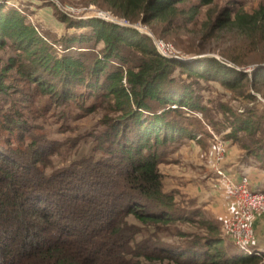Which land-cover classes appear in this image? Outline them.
<instances>
[{
  "label": "trees",
  "instance_id": "obj_1",
  "mask_svg": "<svg viewBox=\"0 0 264 264\" xmlns=\"http://www.w3.org/2000/svg\"><path fill=\"white\" fill-rule=\"evenodd\" d=\"M83 1L131 23L171 25L187 0ZM215 1L197 0L188 19ZM56 16L67 31L50 39L0 2V49L15 53L0 68V264L264 261V254L226 248L219 225L203 217L196 200L180 208L161 171L176 149L205 135L191 115L207 111L199 81L237 92L247 86L264 97V4L252 12L225 9L206 24V38L230 31L233 43L219 55L233 67L213 57L192 64L163 57L149 36L99 18ZM195 49L190 45L186 55H200ZM255 93L242 96L253 103ZM53 108L65 121L104 115L88 134L62 142L44 124ZM221 109L234 119L225 140L240 145L244 161L264 168L263 116L255 108L241 115ZM82 143H92L91 154L57 168L63 150ZM182 223H196L204 234L186 233ZM169 237L184 242L171 244Z\"/></svg>",
  "mask_w": 264,
  "mask_h": 264
},
{
  "label": "rangeland",
  "instance_id": "obj_2",
  "mask_svg": "<svg viewBox=\"0 0 264 264\" xmlns=\"http://www.w3.org/2000/svg\"><path fill=\"white\" fill-rule=\"evenodd\" d=\"M17 3L22 11L25 12L24 15L27 17L28 21L38 29L40 34H47L50 39H59L61 35L67 31L65 25L57 19L56 13H63L73 19L99 18L105 21L106 19H114L116 22L124 23L122 26L135 29L149 36L154 44L155 40H161L170 44L174 48L175 54L184 58L183 61L186 63L192 64L197 60L195 57L203 56L216 58L222 63H226L233 67V65L219 55V50L232 41L230 31L225 30L218 32L212 35V37L206 38L204 37L206 33V24L209 22L211 16H218L225 9L233 11L241 9L246 12H252L259 5L264 4V0H216L213 5L201 8L198 14L194 16L195 18L192 19L193 21H190L188 18L192 16V9L198 2L197 0H187L185 4L179 5L181 10L180 16L178 20L171 25L160 21H154L148 24L142 21L131 23L123 18L114 16L105 9L98 8L95 5H88L83 0H18ZM6 5L9 6L8 4ZM231 43H233V41ZM192 44L196 46V53H200V55H186V49ZM101 46L100 44L96 49L91 47L89 50L91 53L96 54ZM57 49L61 51L60 48ZM13 56H15V53L11 49H0V68H2ZM246 71L248 74H251L253 69L248 67ZM191 82L196 81L191 80ZM199 84L200 85H195L197 89L196 92L200 96L202 105L205 106L207 111L204 114L195 112L191 113V115L200 120V124L194 126L198 127L200 132L201 130L205 132V135H203V138L201 135H198L200 136L199 139H194L196 144L191 143L183 145L175 157L176 161L161 166V171L166 179L167 191H171L172 181L177 182L183 179L191 180L185 188L175 189L178 192L177 198L181 202L179 206L182 209L189 208L190 202L194 199L193 197L195 194H198L204 189L208 190V187L211 190L216 189L217 186L220 185V182L216 181L218 179L215 174V169L217 167H223L228 170L229 167L238 161L239 165L236 170L244 168L242 170L240 169V171H242L240 175L248 176L251 180V185L253 183V185L256 184L258 188L264 189V168L254 162L244 161L246 154L240 149V145L225 140L226 135L232 130L231 122L234 119L230 114L226 115L221 111L222 107H229L236 115H241L246 110L255 108L257 110V115H261L263 116L262 118H264V97L260 93H255L247 86L242 89L243 91L237 92L225 88L216 81L205 82L201 80ZM242 92L255 93L257 102L252 103L248 101L242 96ZM45 102L46 100H40L38 106L44 108ZM60 112L61 108L51 109L50 112L47 113V119L44 124L50 131L51 137L62 142L65 140H72L76 137L81 138L88 134L97 126L104 115L103 111H98L77 121H65L59 116ZM210 122H212V124ZM239 136L243 138V140H246L244 134H240ZM216 137L221 139L224 143L223 149H220L221 143L217 142ZM200 139L202 143H199ZM87 140L89 139L84 140L83 143ZM83 143L77 151L70 153L67 150H63L62 157L59 156L55 159L58 161L57 168L65 166L84 155L91 154L92 143ZM248 144L250 145V143ZM233 203L234 208L231 214L227 211V207L219 209L220 207L214 205L211 209H204L202 214L205 219L219 225L221 237L225 242L226 248L233 247L234 249H238L240 253L248 255V253H244V251L240 250L235 245L233 234L230 231L232 217L241 207L239 204ZM260 215L262 217L264 216V209L256 210L250 221L251 231L249 238L252 244L258 242V237L256 238L253 229V221ZM178 227L186 233L195 235L204 234V230L200 229L199 225L196 223H182L178 224ZM165 241L171 244H181L184 242V239L169 237L165 238ZM261 241L259 240L258 243H264V239H261ZM255 248L252 249L254 250L252 251L253 253L264 254V249L260 250ZM141 264L175 263L168 260H142ZM260 264H264V261Z\"/></svg>",
  "mask_w": 264,
  "mask_h": 264
},
{
  "label": "built area",
  "instance_id": "obj_3",
  "mask_svg": "<svg viewBox=\"0 0 264 264\" xmlns=\"http://www.w3.org/2000/svg\"><path fill=\"white\" fill-rule=\"evenodd\" d=\"M0 2H4L25 14L19 4L14 0H0ZM106 21L120 24L121 26L124 24L116 22L114 19H106ZM155 45L158 52L163 57L181 59V56L175 54L176 52L170 44L161 40H155ZM199 137L200 136H197L196 139L198 140ZM216 140L221 143L220 149H223L224 143L222 140L217 137ZM215 174L226 184L231 200L241 206L238 212L232 217L230 224V231L233 234L235 245L240 250L244 251V253H248V255L256 254L252 252L254 251L252 250L253 244L249 238L251 231L250 221L256 210L264 209V191L254 189L248 176L241 175L237 177L229 169L227 170L223 167H217L215 169Z\"/></svg>",
  "mask_w": 264,
  "mask_h": 264
},
{
  "label": "crops",
  "instance_id": "obj_4",
  "mask_svg": "<svg viewBox=\"0 0 264 264\" xmlns=\"http://www.w3.org/2000/svg\"><path fill=\"white\" fill-rule=\"evenodd\" d=\"M14 1L17 2L18 0H14ZM191 143H195L196 144V142L194 140H191V141H187L183 145L191 144ZM183 145L181 147H183ZM181 147L176 149V151H174L173 154L168 158V164L169 163H173L174 161H176L175 157L179 153V149ZM238 165H239V161L228 168L237 177L241 176L240 172H242V171H240V169L241 170L244 169V168H240V169L236 170ZM212 178H213V176H212ZM216 181L220 182V185H218L217 188H216L217 190L216 189L211 190L208 187V190L204 189V190L200 191L198 194H195V196L193 198H194V200L197 201L198 205L201 206L204 209H211L213 205L217 206V207H220L219 209H224L225 207H227L226 208L227 211L229 212V214H231L232 211H233V208H234V203H233V201L231 200V198L229 196V192L227 190V187H226V185H225L223 180L218 178ZM190 182H191L190 179L178 180L177 182L172 181L171 182V186H172L171 190L185 188V186H188V183H190ZM166 185L167 184H166V179H165V188H166ZM206 185H207V183H206ZM252 187L254 189H260V188H258V186L256 184L253 185V183H252ZM260 190L264 191V189H260ZM209 199H211V200H209ZM253 229L255 231L256 238L258 237V242H259V240L261 241V239H264V216L262 217L260 215V216H258L257 218L254 219V221H253ZM257 243H253L252 248L256 247L257 249L263 250L264 249V243H258V244Z\"/></svg>",
  "mask_w": 264,
  "mask_h": 264
},
{
  "label": "water",
  "instance_id": "obj_5",
  "mask_svg": "<svg viewBox=\"0 0 264 264\" xmlns=\"http://www.w3.org/2000/svg\"><path fill=\"white\" fill-rule=\"evenodd\" d=\"M199 58H204V57H203V56L195 57V59H199ZM181 59L184 60V58H182V57H181ZM261 66H263V65H261ZM261 66H260V67H261Z\"/></svg>",
  "mask_w": 264,
  "mask_h": 264
}]
</instances>
